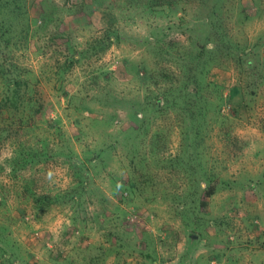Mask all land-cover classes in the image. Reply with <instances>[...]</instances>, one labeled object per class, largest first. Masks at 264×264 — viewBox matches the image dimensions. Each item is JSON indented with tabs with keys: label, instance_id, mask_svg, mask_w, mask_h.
<instances>
[{
	"label": "rangeland",
	"instance_id": "374dc122",
	"mask_svg": "<svg viewBox=\"0 0 264 264\" xmlns=\"http://www.w3.org/2000/svg\"><path fill=\"white\" fill-rule=\"evenodd\" d=\"M36 1L6 51L30 101L0 114V264L264 262V0ZM205 61L196 139L163 92Z\"/></svg>",
	"mask_w": 264,
	"mask_h": 264
},
{
	"label": "trees",
	"instance_id": "16d2710c",
	"mask_svg": "<svg viewBox=\"0 0 264 264\" xmlns=\"http://www.w3.org/2000/svg\"><path fill=\"white\" fill-rule=\"evenodd\" d=\"M139 1L142 2L143 0ZM163 2L169 4L171 3V1L167 0H146V3L143 4V7L147 8V10H151L152 8L160 6V4H163ZM28 4L29 0H0V62L3 63L0 64V77L1 82L4 86V96L2 104L0 105V114L3 112V110H6L8 112H20V110L24 108L25 103L27 104L30 101V92L27 90L28 81H26L22 77V75H24V73L27 71H22L18 68V65L16 63L12 62L10 59L8 60V55L6 53L7 50H13V48L15 47L13 46L15 45V43H12L14 39L16 41L19 39L16 45H18V43L21 44L26 42L32 24L36 25L37 23H39L37 27L42 28L47 22L48 17L45 12H40L37 17L33 15L34 10H36L37 5H39V1L31 0L30 7H28ZM31 9L33 11H31ZM108 22H110V24L107 25L103 30V37L100 38V45L97 46H102L103 49H106L112 42L117 39V34L115 33V31L111 30L113 21L110 20ZM97 47H95L94 50ZM97 51L98 50L94 51V53L97 54ZM200 56V54H197L196 58ZM208 64H211V62L205 61L202 68L198 72H196V84H194L195 86L192 92H186L184 95L179 96L175 94L171 96V91L163 92V99H165V104L167 106L169 104L178 106L180 108V114L185 115L188 119L187 122L191 123V125H194V127L192 128V134L196 139L201 135L199 129L207 126V122L205 123V119L208 115V107L203 106L199 108L198 105L200 103L206 102L205 99L200 97L201 82L199 81V78L201 79L203 68L205 66H208ZM204 84L206 85L205 87L210 85V83ZM239 92V87L236 86L232 87L227 95L223 97L221 96V98L219 97L217 110L221 109L224 102L225 104H231L234 97L238 95ZM191 97L197 99L195 100L196 105L194 103L193 107H191L188 103ZM170 98L172 99V101H169ZM182 98L185 100L184 105L181 104ZM154 105L155 109H161L160 101H156ZM228 106L230 107V105ZM232 106L234 107V105ZM235 108L237 109V107ZM37 110L39 111V109ZM189 111L190 113L188 114L187 112ZM84 189L86 190L87 188ZM213 191V189H209L205 193L204 197L208 198L212 196L214 194ZM200 206H206L204 200L200 201Z\"/></svg>",
	"mask_w": 264,
	"mask_h": 264
},
{
	"label": "crops",
	"instance_id": "0c3cea01",
	"mask_svg": "<svg viewBox=\"0 0 264 264\" xmlns=\"http://www.w3.org/2000/svg\"><path fill=\"white\" fill-rule=\"evenodd\" d=\"M198 238H194V240H191L192 242H193V244L191 245V251H192V249L196 246L197 247V245H198ZM197 241V242H196ZM196 247H195V249H196ZM223 250V249H222ZM194 251V250H193ZM260 253H262L263 255H264V249H260V250H258ZM221 252H223V251H221ZM202 255V250L200 251V250H196V251H194V256H193V258H194V264H197V261H198V259L200 258V256ZM224 257H225V255H224ZM226 259H227V257H225ZM264 258H262L261 260H263ZM262 263H259L258 262V260H257V263H255V264H264V262L263 261H261ZM141 264H145V263H141ZM212 264H215V263H213L212 262ZM225 264H236V263H230L229 261L227 262V263H225ZM241 264V263H240ZM251 264V263H250Z\"/></svg>",
	"mask_w": 264,
	"mask_h": 264
}]
</instances>
